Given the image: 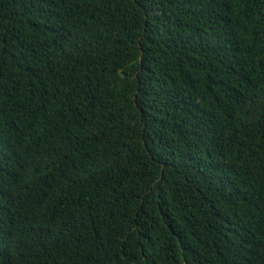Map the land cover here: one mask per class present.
Listing matches in <instances>:
<instances>
[{
  "label": "trees",
  "instance_id": "trees-1",
  "mask_svg": "<svg viewBox=\"0 0 264 264\" xmlns=\"http://www.w3.org/2000/svg\"><path fill=\"white\" fill-rule=\"evenodd\" d=\"M0 264H264V0H0Z\"/></svg>",
  "mask_w": 264,
  "mask_h": 264
}]
</instances>
